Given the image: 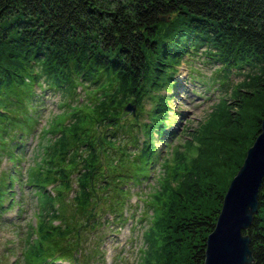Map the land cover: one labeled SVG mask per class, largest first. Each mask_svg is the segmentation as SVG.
Wrapping results in <instances>:
<instances>
[{"label":"trees","instance_id":"obj_1","mask_svg":"<svg viewBox=\"0 0 264 264\" xmlns=\"http://www.w3.org/2000/svg\"><path fill=\"white\" fill-rule=\"evenodd\" d=\"M185 57L218 63L211 81L221 78L229 95L187 127L185 149L173 144L162 159L156 142L174 133ZM48 92L62 110L40 129L29 162ZM263 116L264 0H0V223L17 224L35 200L13 264H85L100 231L128 220L135 193L149 219L145 264H204ZM145 183L148 198L133 191ZM259 204L244 231L251 264H264V182Z\"/></svg>","mask_w":264,"mask_h":264},{"label":"rangeland","instance_id":"obj_2","mask_svg":"<svg viewBox=\"0 0 264 264\" xmlns=\"http://www.w3.org/2000/svg\"><path fill=\"white\" fill-rule=\"evenodd\" d=\"M218 65V63L208 62L203 58H195L194 61L192 58L191 61H188L185 57L181 62L177 72V78L180 81V85L173 87L177 96L171 99V107L169 111L170 120H168L170 122V127L174 129V133L169 135L168 145L164 143L163 140L157 139L156 145L160 152V158L163 159V156L169 153L173 144L177 148L181 147L182 149H185L183 147L185 140L190 139L189 134L186 132L187 127H191L189 130L190 132L192 131V128L197 127L199 123L206 120L209 112L213 109L214 104L219 100V98L228 94L220 88V86L224 84L221 78L211 81L212 76L216 72L215 68ZM193 76L195 77L193 78ZM242 78V72H239L236 68L232 69V72L229 75V79L232 82L236 83ZM204 80L209 82L204 83ZM47 95L49 96L44 101V108L41 109L42 115L40 122L37 123L33 131L35 138L28 147L29 149L26 150V157L29 162L33 160L32 154L38 140L40 139V129L48 124L50 116L55 115L62 110L61 107L56 105V101L59 99L58 93L53 94L48 92ZM146 105L148 107L150 106V103H147ZM127 111L131 112L130 110ZM47 136H50V134ZM247 137L250 138L249 135ZM251 145H249L248 148ZM160 165V162H158L155 165V168L158 169ZM151 175H153V173ZM157 184L158 182L156 180V185ZM49 189H51L50 185ZM135 190L139 192V195L143 194L145 196L151 188L147 186V183H145V186L137 185L136 188L134 187L133 191ZM148 197L149 196L147 195V198ZM129 199V202H131L132 205L130 206V209L125 210V215L129 216L128 220L124 223L120 222L121 224L112 222L113 224L109 228L105 227L100 231L102 235L98 238V242L95 240H93L92 243L90 242V250L94 251V256L87 259L85 264H145L143 257L145 253L144 250L147 247V241L144 233L149 219L148 216H144L145 209L141 212L139 204L142 200L138 201V195L136 193L133 195L131 194ZM28 201L29 202L25 204L26 211L24 212L21 220H16L19 221L17 224L0 223V264H13L17 262L18 259L23 256V252L27 247L25 241L27 236L26 221L28 222V219H31V222L35 221L33 216L35 200L34 202H32V200ZM17 210L18 209L12 211L10 210L8 216L6 217L12 216L17 212ZM139 215L142 217L138 218ZM111 217L112 216L110 215V218ZM57 263L70 264L66 260H59Z\"/></svg>","mask_w":264,"mask_h":264},{"label":"water","instance_id":"obj_3","mask_svg":"<svg viewBox=\"0 0 264 264\" xmlns=\"http://www.w3.org/2000/svg\"><path fill=\"white\" fill-rule=\"evenodd\" d=\"M160 19H168L160 16ZM126 109L135 113L132 103ZM264 182V116L260 132L248 148L237 174L223 197L214 229L206 239L204 264H251V237L245 233L259 210V191Z\"/></svg>","mask_w":264,"mask_h":264}]
</instances>
